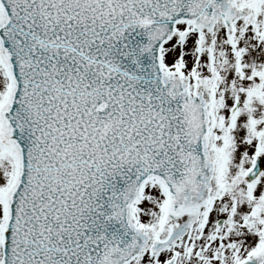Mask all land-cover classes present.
<instances>
[{"label": "snow or ice", "instance_id": "obj_1", "mask_svg": "<svg viewBox=\"0 0 264 264\" xmlns=\"http://www.w3.org/2000/svg\"><path fill=\"white\" fill-rule=\"evenodd\" d=\"M0 264H264V0H0Z\"/></svg>", "mask_w": 264, "mask_h": 264}]
</instances>
